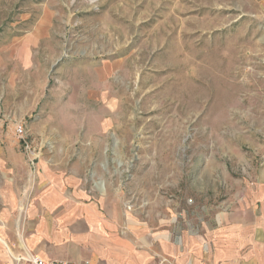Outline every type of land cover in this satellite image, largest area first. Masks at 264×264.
I'll list each match as a JSON object with an SVG mask.
<instances>
[{"label": "rangeland", "instance_id": "374dc122", "mask_svg": "<svg viewBox=\"0 0 264 264\" xmlns=\"http://www.w3.org/2000/svg\"><path fill=\"white\" fill-rule=\"evenodd\" d=\"M263 153L264 0H0V264L42 169L202 234Z\"/></svg>", "mask_w": 264, "mask_h": 264}, {"label": "crops", "instance_id": "0c3cea01", "mask_svg": "<svg viewBox=\"0 0 264 264\" xmlns=\"http://www.w3.org/2000/svg\"><path fill=\"white\" fill-rule=\"evenodd\" d=\"M32 187L18 211L17 234L8 239L13 245L17 237L22 257L68 264H264V153L252 184L202 234L174 221L133 227L114 198L92 195L54 170L42 169Z\"/></svg>", "mask_w": 264, "mask_h": 264}, {"label": "built area", "instance_id": "2783aa9c", "mask_svg": "<svg viewBox=\"0 0 264 264\" xmlns=\"http://www.w3.org/2000/svg\"><path fill=\"white\" fill-rule=\"evenodd\" d=\"M21 260L26 261L30 264H68L66 262L61 261H45L37 256H24ZM159 264H164V262H160Z\"/></svg>", "mask_w": 264, "mask_h": 264}]
</instances>
